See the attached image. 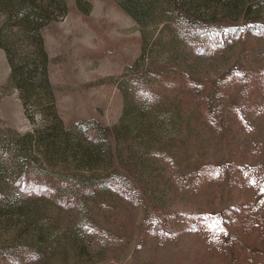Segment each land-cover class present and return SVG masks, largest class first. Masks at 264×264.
<instances>
[{"label":"rangeland","instance_id":"374dc122","mask_svg":"<svg viewBox=\"0 0 264 264\" xmlns=\"http://www.w3.org/2000/svg\"><path fill=\"white\" fill-rule=\"evenodd\" d=\"M40 2L0 0V264H264V0Z\"/></svg>","mask_w":264,"mask_h":264},{"label":"trees","instance_id":"16d2710c","mask_svg":"<svg viewBox=\"0 0 264 264\" xmlns=\"http://www.w3.org/2000/svg\"><path fill=\"white\" fill-rule=\"evenodd\" d=\"M8 1L10 2V0H5V3L10 6L9 8H11V12L13 11L15 13L16 20L19 23L25 24L26 22L28 24L38 26L42 20H45L49 16L51 12L44 3L40 2V0H16L12 3V6L9 5ZM28 141L29 137L28 139H25V142Z\"/></svg>","mask_w":264,"mask_h":264}]
</instances>
